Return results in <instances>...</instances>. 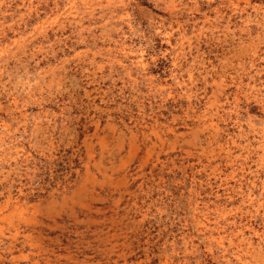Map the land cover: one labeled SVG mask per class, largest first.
Here are the masks:
<instances>
[{
  "label": "rangeland",
  "instance_id": "374dc122",
  "mask_svg": "<svg viewBox=\"0 0 264 264\" xmlns=\"http://www.w3.org/2000/svg\"><path fill=\"white\" fill-rule=\"evenodd\" d=\"M0 264H264V0H0Z\"/></svg>",
  "mask_w": 264,
  "mask_h": 264
}]
</instances>
